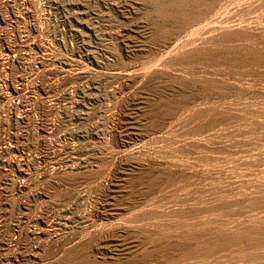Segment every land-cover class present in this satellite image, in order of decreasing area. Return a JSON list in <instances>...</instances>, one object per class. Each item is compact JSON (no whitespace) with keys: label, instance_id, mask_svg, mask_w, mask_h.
I'll return each instance as SVG.
<instances>
[{"label":"rangeland","instance_id":"obj_1","mask_svg":"<svg viewBox=\"0 0 264 264\" xmlns=\"http://www.w3.org/2000/svg\"><path fill=\"white\" fill-rule=\"evenodd\" d=\"M0 264H264V0H0Z\"/></svg>","mask_w":264,"mask_h":264}]
</instances>
